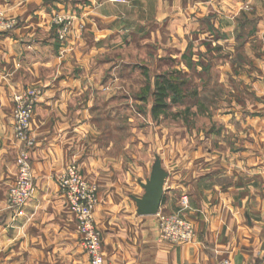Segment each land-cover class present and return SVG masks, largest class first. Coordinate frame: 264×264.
<instances>
[{
	"label": "crops",
	"instance_id": "crops-1",
	"mask_svg": "<svg viewBox=\"0 0 264 264\" xmlns=\"http://www.w3.org/2000/svg\"><path fill=\"white\" fill-rule=\"evenodd\" d=\"M83 1L108 0H0V10L18 20L13 31L0 32V264H88L76 216L58 184L59 176L77 158L82 173L99 182L95 216L111 263L219 264L229 258L235 264H264V125L244 133L246 138L235 136L226 150L211 147V140L201 143V217L193 212L186 215L195 225L196 236L190 243L172 244L160 238L157 215L139 213L136 199L145 194L137 185L121 188L123 172L112 159H98L87 141L75 146L77 131L71 116H83L85 110L71 105L81 99V90L70 78L58 82L60 88L53 96L45 93L39 100L32 121L37 193L21 213L10 209L8 194L17 177L20 147L13 96L39 80L41 69L32 60V50L54 45L53 14L63 10L64 2ZM165 2L166 8L177 10L178 17L210 18L215 28L231 33L238 14L248 6L245 13L259 18V33H264V0ZM203 28L208 26L201 22ZM164 189L159 211H177L178 199L171 190L167 197V176Z\"/></svg>",
	"mask_w": 264,
	"mask_h": 264
},
{
	"label": "rangeland",
	"instance_id": "rangeland-1",
	"mask_svg": "<svg viewBox=\"0 0 264 264\" xmlns=\"http://www.w3.org/2000/svg\"><path fill=\"white\" fill-rule=\"evenodd\" d=\"M162 1L64 2L51 22L54 45L32 50L39 80L18 92L53 96L58 82L76 80L81 99L71 105L85 114L71 116L75 146L87 141L98 159L111 158L123 172L121 188L136 184L143 195L161 168L167 197L171 190L178 199L175 212L201 217V143L226 150L235 136L264 125V33L248 6L231 33L210 18L178 17ZM163 77L179 83L182 94L155 116V82Z\"/></svg>",
	"mask_w": 264,
	"mask_h": 264
},
{
	"label": "built area",
	"instance_id": "built-area-1",
	"mask_svg": "<svg viewBox=\"0 0 264 264\" xmlns=\"http://www.w3.org/2000/svg\"><path fill=\"white\" fill-rule=\"evenodd\" d=\"M17 25L16 18H11L0 10L1 33L13 31ZM41 96L42 92L37 88H27L14 95V129L20 147L17 157L18 173L15 184L9 191L8 203L10 209L18 213H21L37 190L32 165V150L35 145L32 121ZM58 184L67 198L69 208L76 216L82 243L88 256V264H113L105 257L103 231L95 216V209L100 201L98 184L89 181L76 162H72L61 174ZM187 203L184 198L183 204ZM157 216L162 240L172 244H186L194 240L195 225L181 211H159ZM219 264H235V262L225 258Z\"/></svg>",
	"mask_w": 264,
	"mask_h": 264
},
{
	"label": "water",
	"instance_id": "water-1",
	"mask_svg": "<svg viewBox=\"0 0 264 264\" xmlns=\"http://www.w3.org/2000/svg\"><path fill=\"white\" fill-rule=\"evenodd\" d=\"M165 172L157 167L154 169L151 180L144 184L146 191L141 199H136L138 211L141 215H157L164 196Z\"/></svg>",
	"mask_w": 264,
	"mask_h": 264
},
{
	"label": "trees",
	"instance_id": "trees-1",
	"mask_svg": "<svg viewBox=\"0 0 264 264\" xmlns=\"http://www.w3.org/2000/svg\"><path fill=\"white\" fill-rule=\"evenodd\" d=\"M181 90V85L172 78L163 77L156 80L154 92L155 102L153 106L154 115H159L162 109L167 107L168 98L173 97V101H176L182 94Z\"/></svg>",
	"mask_w": 264,
	"mask_h": 264
}]
</instances>
